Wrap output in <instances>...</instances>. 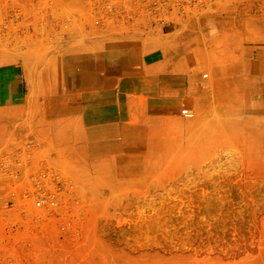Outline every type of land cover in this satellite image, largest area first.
<instances>
[{"label":"rangeland","instance_id":"374dc122","mask_svg":"<svg viewBox=\"0 0 264 264\" xmlns=\"http://www.w3.org/2000/svg\"><path fill=\"white\" fill-rule=\"evenodd\" d=\"M51 2L15 12L0 0V65L26 62L32 99L53 97L56 56L116 44L163 49L186 73V99L89 167L47 164L32 125L10 141L0 264H264V0ZM40 189L54 206H36Z\"/></svg>","mask_w":264,"mask_h":264},{"label":"crops","instance_id":"0c3cea01","mask_svg":"<svg viewBox=\"0 0 264 264\" xmlns=\"http://www.w3.org/2000/svg\"><path fill=\"white\" fill-rule=\"evenodd\" d=\"M42 80V78H41ZM186 73L163 49L114 45L56 56L50 75L53 97L31 98L33 79L23 60L0 65V152L16 149L34 128L33 145L82 167L136 143L149 123L177 115L186 99ZM47 84L38 89L45 92ZM35 109L34 122L28 111ZM11 141V143H10Z\"/></svg>","mask_w":264,"mask_h":264},{"label":"built area","instance_id":"2783aa9c","mask_svg":"<svg viewBox=\"0 0 264 264\" xmlns=\"http://www.w3.org/2000/svg\"><path fill=\"white\" fill-rule=\"evenodd\" d=\"M2 7L5 9H11L15 12H19L22 9L27 10V8L33 7L38 9L42 6L39 3V0H1ZM53 5V0L51 2ZM27 38V37H26ZM182 114L186 117H192L193 113L190 112L189 109H183ZM37 185H47L50 181H48V173L42 172L36 178ZM56 198L53 197V192L47 191L45 189H40L37 194V207H44L45 203L48 202L50 206L55 205Z\"/></svg>","mask_w":264,"mask_h":264},{"label":"bare ground","instance_id":"6f19581e","mask_svg":"<svg viewBox=\"0 0 264 264\" xmlns=\"http://www.w3.org/2000/svg\"><path fill=\"white\" fill-rule=\"evenodd\" d=\"M185 117H186V116H185ZM191 125H192V124H191ZM191 125H189V126L191 127ZM25 166H26V165H25ZM25 166H24V168H25ZM22 170H23V169H22ZM22 170H21V171H22ZM23 173H24V170H23ZM21 174H22V173H21ZM20 177H22V176H20ZM20 177H19V178H20ZM23 177H24V176H23ZM23 179H24V178H23ZM20 180H21V179H20ZM20 180H19V181H20ZM20 182H21V181H20Z\"/></svg>","mask_w":264,"mask_h":264}]
</instances>
